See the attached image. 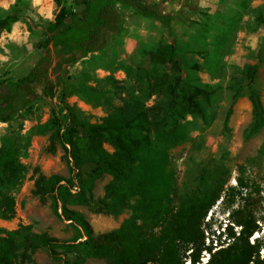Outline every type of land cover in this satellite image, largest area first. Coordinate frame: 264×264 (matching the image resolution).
Wrapping results in <instances>:
<instances>
[{"label":"rangeland","instance_id":"rangeland-1","mask_svg":"<svg viewBox=\"0 0 264 264\" xmlns=\"http://www.w3.org/2000/svg\"><path fill=\"white\" fill-rule=\"evenodd\" d=\"M158 3L171 16L168 25L137 14L126 3H115L121 31L107 35L94 52L63 63L62 94L49 98L43 85L35 98L9 120L0 122V146L17 150L22 179L8 192L13 197L12 217L0 218L2 236L28 227L60 240L85 239L80 228L66 220L62 207L78 212L87 222L93 239L117 229L131 214L125 208L112 215L96 211L90 203L59 201L36 192L43 176L68 178V154L54 137L51 107L66 104L93 124L137 118L152 131L161 125L174 129L165 137L169 144L167 171L173 181L171 206L184 216L207 210L200 218V262L210 252L233 242L244 230L256 241L253 264H264V123L249 134L253 122L250 91L261 101L264 118V63L253 80L251 66L264 58V0H146ZM61 8L81 12V0H0V18L17 20L0 32V83L24 76L52 44L47 26ZM9 27V28H8ZM173 45L180 62L184 86L178 89L175 115L163 121L179 72L168 52ZM104 149L114 148L105 142ZM137 164L129 167V180ZM122 180L109 172L93 183L94 199H104L109 186ZM227 224V225H226ZM226 226V227H225ZM152 229L145 227V232ZM81 236V237H79ZM15 264H57L42 248H16ZM191 250L187 249L185 256ZM81 264H112L106 257H87ZM183 264H191L186 257Z\"/></svg>","mask_w":264,"mask_h":264},{"label":"trees","instance_id":"trees-1","mask_svg":"<svg viewBox=\"0 0 264 264\" xmlns=\"http://www.w3.org/2000/svg\"><path fill=\"white\" fill-rule=\"evenodd\" d=\"M85 8L81 12L61 8L55 19L46 28L52 48H46L39 59L24 76L15 81L0 83V122H8L35 98V87L43 85V93L49 98L62 94L63 63L67 58L77 59L87 52L101 48L107 35L119 33L121 24L115 3H126L142 16L153 17L168 25L171 16L164 14L158 3L146 0H81ZM59 4V0H56ZM15 16L0 18V32L7 24L15 22ZM9 28V27H8ZM168 52L179 75L171 92L163 121L178 111V89L184 86L180 62L173 45ZM261 62L250 67L247 77L251 82ZM253 107V122L249 134L260 129L264 123L262 104L258 94L250 91ZM51 107V123L55 126L54 137L61 142L68 154V178L53 175L41 176L36 182L37 193L49 194L54 204L59 201L90 203L98 212L120 214L125 208L131 214L120 226L109 233L93 239L89 225L76 211L62 207L66 220L80 228L85 239L80 241L60 240L47 233H33L28 227L9 231L2 236L0 229V264H15L16 248H44L57 264H81L87 257H106L112 264H183L188 258L191 264L200 262L202 241L199 221L207 210L194 216H184L171 206L173 181L167 167L169 144L160 140L156 133L165 137L174 129L164 130L161 125L152 129L144 121L129 118L93 124L82 118L80 113L66 104ZM107 142L114 148L108 153L103 147ZM137 164V174L129 180V167ZM103 172L115 174L122 180L120 186L112 183L106 198L94 199V180ZM22 179V166L17 159V150L6 144L0 146V218H10L14 213L13 197L9 190ZM145 227L152 229L145 232ZM233 242L210 252L203 264H250L256 241L250 243L244 230L237 236L227 234ZM81 237V236H79ZM191 250L188 256L183 253ZM253 264H256L254 262Z\"/></svg>","mask_w":264,"mask_h":264},{"label":"clouds","instance_id":"clouds-1","mask_svg":"<svg viewBox=\"0 0 264 264\" xmlns=\"http://www.w3.org/2000/svg\"><path fill=\"white\" fill-rule=\"evenodd\" d=\"M227 225V224H226ZM226 227V226H225Z\"/></svg>","mask_w":264,"mask_h":264}]
</instances>
